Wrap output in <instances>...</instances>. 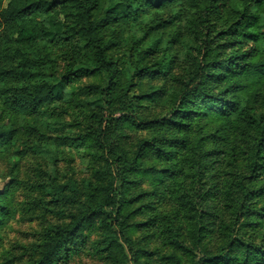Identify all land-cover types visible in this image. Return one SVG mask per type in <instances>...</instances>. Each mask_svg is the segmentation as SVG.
<instances>
[{
	"label": "clouds",
	"instance_id": "clouds-1",
	"mask_svg": "<svg viewBox=\"0 0 264 264\" xmlns=\"http://www.w3.org/2000/svg\"><path fill=\"white\" fill-rule=\"evenodd\" d=\"M0 264H264V0H0Z\"/></svg>",
	"mask_w": 264,
	"mask_h": 264
},
{
	"label": "trees",
	"instance_id": "trees-1",
	"mask_svg": "<svg viewBox=\"0 0 264 264\" xmlns=\"http://www.w3.org/2000/svg\"><path fill=\"white\" fill-rule=\"evenodd\" d=\"M116 7H117V5L113 4V7H112V8H106V9H104V12H105L106 16H107L108 14L112 13ZM113 19H114V17H113ZM149 23H150V22H149ZM153 29H155V30L158 31V30H159V25H152V27L149 28L148 31L144 32V34L141 35V36L139 37V39L130 38V42L133 43V44H140L141 42H147V41H146V38L151 39L149 33H150ZM222 35H223V33H221V32H218V33H217V36H222ZM64 39H65V41H66V40H67V37H65ZM160 43H164V44L167 46L168 44L171 43V40H165V41L156 40V41H153V45L160 44ZM219 47H222V46H219ZM151 50H152V49H151V46H150L148 49H144L145 52H148V51H151ZM141 70H143V69H141ZM153 70H155V69H153Z\"/></svg>",
	"mask_w": 264,
	"mask_h": 264
}]
</instances>
